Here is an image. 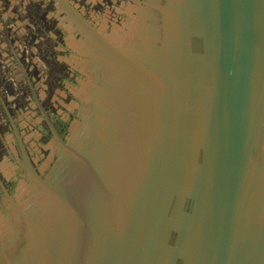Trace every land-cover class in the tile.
<instances>
[{
	"label": "water",
	"instance_id": "1",
	"mask_svg": "<svg viewBox=\"0 0 264 264\" xmlns=\"http://www.w3.org/2000/svg\"><path fill=\"white\" fill-rule=\"evenodd\" d=\"M127 1L62 2L72 99L4 159L0 264H264V0Z\"/></svg>",
	"mask_w": 264,
	"mask_h": 264
},
{
	"label": "flooded vegetation",
	"instance_id": "2",
	"mask_svg": "<svg viewBox=\"0 0 264 264\" xmlns=\"http://www.w3.org/2000/svg\"><path fill=\"white\" fill-rule=\"evenodd\" d=\"M63 1L0 0V179L6 184L5 157L13 163V151L20 156V145L28 153H44L39 141L46 143L52 137L51 124L56 128L68 112V83L75 81L77 71L67 61ZM70 2L93 24H109L123 19L125 13L117 9L128 1Z\"/></svg>",
	"mask_w": 264,
	"mask_h": 264
}]
</instances>
